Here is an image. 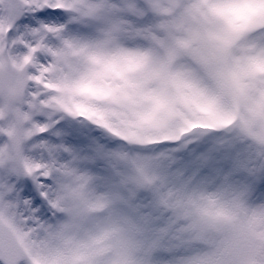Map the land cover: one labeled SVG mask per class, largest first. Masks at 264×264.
Returning <instances> with one entry per match:
<instances>
[{
  "label": "snow or ice",
  "instance_id": "1",
  "mask_svg": "<svg viewBox=\"0 0 264 264\" xmlns=\"http://www.w3.org/2000/svg\"><path fill=\"white\" fill-rule=\"evenodd\" d=\"M0 264H264V0H0Z\"/></svg>",
  "mask_w": 264,
  "mask_h": 264
}]
</instances>
